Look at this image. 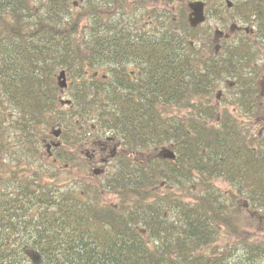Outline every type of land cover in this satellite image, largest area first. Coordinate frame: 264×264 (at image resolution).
I'll return each instance as SVG.
<instances>
[{
	"label": "trees",
	"instance_id": "16d2710c",
	"mask_svg": "<svg viewBox=\"0 0 264 264\" xmlns=\"http://www.w3.org/2000/svg\"><path fill=\"white\" fill-rule=\"evenodd\" d=\"M73 2L0 0V112L6 100L20 109V125L14 128L22 136L20 150L30 155L15 163L4 159L6 165L0 161V264H264V231L254 234L244 228L258 225L253 212L264 213V152L257 155L248 149L242 154L239 128L210 126L214 109L195 103L207 85L201 80L203 87L194 92L191 83L187 41L191 29L162 27L157 38L140 42L137 38L147 33L130 32L129 3L111 11V6L99 8L89 2L85 9L89 37L82 41L75 35L85 14L71 15ZM100 19L110 25L114 19L115 27L97 25ZM105 39L109 40L102 42ZM102 43L110 45L108 51L158 52L156 56L165 62L173 59L170 53L184 55L180 68L165 66L163 77L151 84L155 90L149 87L147 96L130 99L128 106L102 103L105 97L112 100L111 92L94 91L88 85L71 93L74 104L65 145L76 147L82 141L76 127L84 118L87 129L95 123L120 134L131 152L168 143L176 153L173 160L152 154L147 160L136 154L132 159L122 156L101 184L117 195L115 203L103 202L96 191L45 182L44 176L56 175L53 170L47 175L49 167L38 166L33 158L39 148V126L47 122L48 94L53 99L56 95L54 73L69 67L72 80H81L83 63L93 64ZM238 46V42L235 47L229 44L228 55H221L228 57L232 68L242 64ZM243 52L250 53V48ZM175 95L180 100V120L168 116L175 110L156 104L161 97ZM65 159L76 167L74 171L85 169L77 153L68 151ZM75 176L82 178L69 177ZM194 176L198 195H193L191 185L185 187ZM216 176L227 183L226 188L215 185ZM240 198L251 214L239 209ZM220 227L234 236L233 241L222 248L210 247L209 253L202 251L216 241ZM29 251L39 255L36 263Z\"/></svg>",
	"mask_w": 264,
	"mask_h": 264
},
{
	"label": "flooded vegetation",
	"instance_id": "af4514ba",
	"mask_svg": "<svg viewBox=\"0 0 264 264\" xmlns=\"http://www.w3.org/2000/svg\"><path fill=\"white\" fill-rule=\"evenodd\" d=\"M154 1L162 3L164 6L161 9H154L150 6ZM89 2L100 6L99 8L111 6L109 7L111 11H115L117 8L123 9L122 5L129 3L130 9L128 10L126 7L125 9L128 17H131L128 20L130 32L133 34L147 33V35L137 38V41L140 42L149 41L151 36L157 38L158 34L164 30L162 27L169 26L174 31H178L182 26L191 29V38L187 40L191 49L188 54L191 59L190 65L193 66L190 72L191 83L194 85V92H199L198 86L201 80L205 81L207 85L202 91V98L196 99L195 103L207 109H214V119L208 117L210 126L219 128L225 124L226 128L228 126L239 128L241 133L238 137L241 139L242 148L239 139L238 145H240L242 154H245L248 149L257 155L264 152V37H261L264 34V14L262 13L264 0H142L141 3H137L136 0H83V4L86 5L85 9L88 8ZM197 2L201 3L202 15H200L202 19L195 25H191L189 19L194 16L193 8ZM193 3L194 5H192ZM146 6L150 8L149 17H145L146 19L140 16L136 17L138 14H146L145 11L148 8ZM95 22L99 26L106 25L105 27L112 29L115 27L114 19L111 22L113 24L108 23L109 26L103 19ZM86 31L88 32V24H85L83 28V32ZM84 35L79 39L84 41L89 37L88 35L84 39ZM108 40L105 39L102 42ZM236 42L239 45L237 47L239 54L243 56L242 64L237 68H232L228 57H221V55L227 56L230 52L229 44L235 47ZM114 44L117 46L116 43ZM108 45L107 43L101 44V49L99 48L96 53L92 65L85 66L86 64L83 63L84 67L80 73L83 72L84 77L81 80H72L73 72L69 67H59L54 73L55 99L52 98L51 92L47 93V103L50 105L46 111L47 122L41 123L39 127L41 130L42 127L46 128L48 125L52 128L56 127L50 133L37 138L39 148L33 158L34 163L38 166L46 168L44 163L45 161L49 162L47 165L55 167L52 169L54 172L57 171L56 168L65 169L69 166L68 162H64L63 159L68 157L65 141L69 137L68 121L71 106L74 104L72 92L78 89L85 90L89 86L92 90L101 93L111 92L112 100L105 97L102 103L107 102L108 105L109 102L118 101L120 105L128 106L130 99L138 101L137 99L143 98V94L147 96L149 87L155 90L151 84L163 77L166 67L174 65V67L180 68L181 57L184 56L181 51L170 53L169 57H173V59L165 62L160 60L161 57L156 56L161 54L158 52L133 49L108 51L110 49V45ZM247 46L250 48L248 54L243 52ZM72 64L75 63L71 62L70 65ZM61 71L63 77L59 78ZM60 82H64V85H61ZM74 82H77V85ZM160 84L162 86L163 81ZM200 86L203 87V85ZM153 98L156 99L155 96ZM6 101H4L0 112V143L5 144V148H1V151L5 152L6 149H10L13 141L17 142L20 147L18 139L22 138L14 128L16 124L20 125V109ZM179 101L178 96L175 95L169 98L161 97L156 101V104L160 108L174 107L173 115L168 116L180 120ZM229 108H232L230 110L232 115L226 113V109ZM92 120L96 121L94 118ZM86 121L88 120L83 118L82 124L76 127L78 128L77 133L83 138L73 151L79 152V158L86 160L84 164L87 171L91 166L99 165L100 168L93 171L94 176H104V180L118 167L122 156H131L132 159V155L136 154L145 156L147 160L152 154L158 155L160 159H166L160 155L161 148L168 147L173 150L170 144L166 143L151 149L147 147L140 152H131L125 144H122L120 134L102 129L95 123L90 124L91 129H87ZM9 134H12V139L4 140ZM42 146L45 149L44 154L40 152ZM23 152H25L23 156H29L27 151ZM173 152L175 153L174 150ZM196 177L194 176L195 179L191 184L193 190H197ZM213 179L214 181L218 180V177Z\"/></svg>",
	"mask_w": 264,
	"mask_h": 264
},
{
	"label": "rangeland",
	"instance_id": "374dc122",
	"mask_svg": "<svg viewBox=\"0 0 264 264\" xmlns=\"http://www.w3.org/2000/svg\"><path fill=\"white\" fill-rule=\"evenodd\" d=\"M76 0H74V2H73V4H72V6H71V8H72V10H70L71 11V15H76V13H82V14H85L86 13V11H85V6L86 5H84L83 4V0H79V3L77 4L76 2H75ZM87 1V0H86ZM192 5H194V3L192 4ZM151 7H154V9H161L162 8V6H164L162 3L160 4V3H158L157 1H154L151 5H150ZM184 6H186V5H184ZM146 7H148V6H146ZM130 8H128V10H129ZM150 10V8L148 7V8H146V14H144V15H136V17H141V18H148L149 17V11ZM145 18V19H146ZM135 19V18H134ZM129 20H130V18H129ZM85 24H87V15L85 14V16H83V18H82V23L81 24H79V26H77L78 27V29H77V33H76V35H75V37L76 38H80V36H82V35H84L85 37H84V39H86L88 36H86L87 35V31L84 33L83 32V28H84V26H85ZM132 24V23H131ZM164 109H166V108H164ZM167 109H169V110H166V111H170V110H173L174 111V107H167ZM232 108H229L228 110L230 111ZM263 112H264V110H263ZM216 114H218V113H216ZM215 114V115H216ZM56 126H53V128H55ZM50 125H48L46 128H44V127H42V130L40 131V133H39V136L38 137H40V136H42V135H44V134H46V133H50V131L53 129ZM13 133V132H12ZM14 134V133H13ZM15 135V134H14ZM12 134H9V135H7V139H4V140H11L12 139ZM77 147V146H76ZM76 147H72V146H69V145H66V148H67V150L70 152V151H72V152H74L73 150H74V148H76ZM20 148L21 147H19V145L17 144V142H15V141H13L12 142V144H11V146H10V149L8 148L7 150H6V152L5 151H2V152H0V161H1V163L3 162L4 163V159H6V161L7 160H10V157H8V153H10V152H12L13 154H17L18 155V158H19V162L20 161H22L23 159H24V156L22 155V156H20V154H22L23 153V151L22 150H20ZM40 152L41 153H43L44 154V152H45V149H44V147L42 146L41 147V150H40ZM60 154H62V153H60ZM79 152L77 153V159H79V163L81 162V163H84V162H86V160H84V159H82V158H79ZM30 156V155H29ZM83 156V155H82ZM31 159V158H30ZM31 160H33V159H31ZM77 161V160H76ZM74 162V163H77V162ZM13 163H15L14 161H13ZM49 162H46L45 161V166L46 167H49V169L48 170H46V172H47V175L50 173V171L53 169V168H55V167H50V166H48L47 164H48ZM5 164V163H4ZM6 165V164H5ZM44 167V166H43ZM74 167V168H73ZM73 167H71V164L69 163V166L67 167V168H65V169H62V168H56L57 169V171L56 172H54V175H56V176H54V177H46V176H44V178H43V180L45 181V182H47V181H54V182H58V186L59 187H64L63 189H68L69 187H77V189L79 188V189H81V187H82V190H89V192H97L98 194H99V196H101V200L103 201V202H105V203H115V202H117V195L113 192V191H107L106 189H104L103 187H101V184H102V182L104 181V176H101V175H99V176H94V170L95 169H98V168H100V166L99 165H94L93 167L91 166L90 168H89V171H87V169L85 168H83V169H81L80 171H74V169L76 168L74 165H73ZM107 168V167H106ZM53 173V172H52ZM51 173V174H52ZM74 174H78V175H81L82 176V178H78L77 176H75L74 178H70L69 176L70 175H74ZM24 175L25 176H27V174L26 173H24ZM65 177H67L68 179L66 180V178ZM62 178H64V180H62ZM222 180V178H219L218 177V180H215V185L217 186V187H219V188H222V189H224V188H226L227 187V183L226 182H224L223 180ZM191 184H193V182H190V184L189 183H187V184H185V187H187L188 185H189V187H190V185ZM179 188L181 189V187H178V190H179ZM182 190V189H181ZM184 192V191H183ZM192 192H193V195H195V193L198 195V191H194L193 189H192ZM185 193V192H184ZM245 199H242V198H240L239 200H238V204H237V206L239 207V209L242 211V212H247L248 214H251L250 212L251 211H249V210H247L246 208H247V203H246V201H244ZM253 215L256 217V216H258L259 218H260V222H259V224L256 226V227H251V225H247V224H245L244 225V228L246 229V230H248L247 232L248 233H250V232H254V234H258V232L259 233H261V232H263L264 231V213H259V215L256 213V212H253ZM243 227V226H242ZM260 237V236H259ZM233 238H234V236L233 235H231L229 232H227V231H225L223 228H219V232H218V236H217V239H216V241L212 244V245H210V246H208V247H203L201 250L202 251H205V252H207V253H209V248L210 247H214V246H217V247H225V246H227V245H229V243H231L232 241H233Z\"/></svg>",
	"mask_w": 264,
	"mask_h": 264
},
{
	"label": "water",
	"instance_id": "95a60500",
	"mask_svg": "<svg viewBox=\"0 0 264 264\" xmlns=\"http://www.w3.org/2000/svg\"><path fill=\"white\" fill-rule=\"evenodd\" d=\"M200 14L202 15V7H201V3L197 2L193 8V15L194 16L189 19L191 25H195L197 22H199L202 19ZM62 77H63V75H62V73H60L59 78H62ZM60 84L64 85V82H60ZM160 155H161V157L168 158V159H173L175 157L174 152L168 148H163L162 150H160ZM28 253H29L33 262L36 263L39 260V255L36 252L29 251Z\"/></svg>",
	"mask_w": 264,
	"mask_h": 264
},
{
	"label": "bare ground",
	"instance_id": "6f19581e",
	"mask_svg": "<svg viewBox=\"0 0 264 264\" xmlns=\"http://www.w3.org/2000/svg\"><path fill=\"white\" fill-rule=\"evenodd\" d=\"M60 73H62V75H63V72L61 71ZM216 136H218V134L216 133ZM219 140H222V138L221 137H219L218 138ZM219 140L217 141V143H218V145H219ZM4 147H2V148H5V144L3 145ZM170 149V148H169ZM1 152V151H0ZM9 155H8V157H10V160L11 161H14V162H17V161H19V158H18V155L17 154H13L12 152H10V153H8ZM159 154V153H158ZM256 219H257V221H258V224H259V222H260V218L258 217V216H256L255 217Z\"/></svg>",
	"mask_w": 264,
	"mask_h": 264
}]
</instances>
